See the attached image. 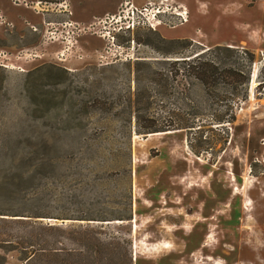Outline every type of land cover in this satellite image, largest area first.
<instances>
[{
  "label": "rangeland",
  "instance_id": "1",
  "mask_svg": "<svg viewBox=\"0 0 264 264\" xmlns=\"http://www.w3.org/2000/svg\"><path fill=\"white\" fill-rule=\"evenodd\" d=\"M223 1L66 0L81 28L131 5L147 9L145 24L112 44L102 35L114 26L43 42L25 23L41 17L0 0L15 25L0 28V264H24L30 255L3 241L73 223L105 226L104 235L131 242L123 252L133 264H264V24L255 26L254 45L246 34L229 41L236 17L223 14ZM237 1L239 10L264 4ZM184 8L189 22L181 25L176 14ZM200 33L208 39L193 41L195 48L252 55L235 122L204 138L184 130L137 134L129 106L138 89L134 64L158 57L138 39L157 44L159 36ZM174 86L180 95L160 103L166 111L154 107L158 118L186 108ZM127 209L133 220L114 221Z\"/></svg>",
  "mask_w": 264,
  "mask_h": 264
},
{
  "label": "trees",
  "instance_id": "2",
  "mask_svg": "<svg viewBox=\"0 0 264 264\" xmlns=\"http://www.w3.org/2000/svg\"><path fill=\"white\" fill-rule=\"evenodd\" d=\"M138 41L151 45L158 57L154 61L134 64L138 89L129 106L134 109L137 134L184 130L196 132L194 136L204 138L206 132H214L235 122L234 106L248 95L251 54H246L249 57L246 59L229 46L195 48L189 39L167 40L159 36L157 44L151 39ZM177 81L182 87L186 108L180 115L169 111L167 116L158 118L154 107L160 106L166 111L167 106L160 103L180 95L174 86ZM51 146L47 142L43 145L45 148ZM69 220L96 221L86 218ZM131 220L132 209L114 218V221L121 222ZM104 231L105 226L91 224L47 225L33 227L16 240L3 242L15 243L23 252L30 253L23 259L24 264H133V261L126 260L128 252H123L124 247L130 249L132 243L119 235H104Z\"/></svg>",
  "mask_w": 264,
  "mask_h": 264
},
{
  "label": "built area",
  "instance_id": "3",
  "mask_svg": "<svg viewBox=\"0 0 264 264\" xmlns=\"http://www.w3.org/2000/svg\"><path fill=\"white\" fill-rule=\"evenodd\" d=\"M15 4L28 6L27 0L23 1V2H20L19 0H17V1L15 0ZM129 4H130V2H128V1L125 3L126 6H128ZM58 8L65 10V11H68L67 2H64L62 5L58 6ZM146 10L147 9H145V8H139V7H136L134 5H131L130 9L127 11L122 10L117 15L111 16V18L107 17L103 21L90 24L89 26L83 27V28H81L79 22L67 18L62 23H60L59 25H56L52 29L45 31L43 33L41 39L43 42L45 39H49V40L54 39L55 40V35H57L58 32L65 33L67 35L69 33H72V34H76L79 37V33L81 31L91 32L97 28H101L102 30H106V29H110L111 26H114L112 31L110 30L107 33V36L102 35L103 39H106V37H108L109 41H111V43L114 44L115 39H116V35L134 31L135 29H137V28H139L145 24V20H144L145 19L144 18L145 13L144 12H146ZM184 10L185 11L177 12V14H176V16L180 20L181 25L186 24V22L189 20L188 12L185 8H184ZM65 14H69V12L65 13ZM157 15H159V14H155L154 17H156ZM108 21L110 22V24ZM107 24H108V26H107ZM149 26L153 29H156V26L151 22H149ZM32 31L40 33L39 29H36L34 27L32 28ZM96 33L97 32H95L93 34H96ZM65 37H67V36H65Z\"/></svg>",
  "mask_w": 264,
  "mask_h": 264
},
{
  "label": "flooded vegetation",
  "instance_id": "4",
  "mask_svg": "<svg viewBox=\"0 0 264 264\" xmlns=\"http://www.w3.org/2000/svg\"><path fill=\"white\" fill-rule=\"evenodd\" d=\"M10 3L18 8H23L25 10L32 11L36 16L42 18L41 22L38 24H32L28 20H25L27 27L32 31V28L39 29L40 33L33 32L34 35H38L42 38V35L45 31L52 29L56 25L62 23L65 19L69 18L72 20L74 16L73 11L70 9L68 5V11L62 10L58 8V6L62 5L66 0H27L28 6L15 4V0H8ZM17 1V0H16ZM20 2L26 0H19ZM69 14H65L68 13ZM65 17V19L61 20V18ZM0 28L5 31H12L15 28L14 23L10 22L8 17L6 16L4 10L0 9ZM42 41V39H41Z\"/></svg>",
  "mask_w": 264,
  "mask_h": 264
},
{
  "label": "crops",
  "instance_id": "5",
  "mask_svg": "<svg viewBox=\"0 0 264 264\" xmlns=\"http://www.w3.org/2000/svg\"><path fill=\"white\" fill-rule=\"evenodd\" d=\"M238 5L239 2L237 0H225L223 3L218 5L222 8L224 15L236 17L234 22H232V25L234 26V34L229 41L235 39L240 40L244 37L243 34H246L245 38L248 39V43L254 45L255 26H261L262 23L264 24V4L251 9L247 8L245 10H239ZM203 9H205V7H202L201 12L203 14L207 13V7L206 11ZM202 37H206V39H208V35L204 33H200L197 37L189 36L188 39L198 41ZM219 44L221 43H217V45Z\"/></svg>",
  "mask_w": 264,
  "mask_h": 264
},
{
  "label": "bare ground",
  "instance_id": "6",
  "mask_svg": "<svg viewBox=\"0 0 264 264\" xmlns=\"http://www.w3.org/2000/svg\"><path fill=\"white\" fill-rule=\"evenodd\" d=\"M189 21H187L186 23H188ZM169 246L168 245H165L164 248H168ZM217 264H221V263H217Z\"/></svg>",
  "mask_w": 264,
  "mask_h": 264
}]
</instances>
